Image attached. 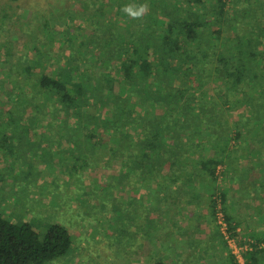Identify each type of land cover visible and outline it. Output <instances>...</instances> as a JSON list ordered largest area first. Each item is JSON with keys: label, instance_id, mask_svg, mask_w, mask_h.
Wrapping results in <instances>:
<instances>
[{"label": "rangeland", "instance_id": "374dc122", "mask_svg": "<svg viewBox=\"0 0 264 264\" xmlns=\"http://www.w3.org/2000/svg\"><path fill=\"white\" fill-rule=\"evenodd\" d=\"M139 1L0 0V216L18 224L27 222L37 231H44L54 223L68 228L74 240L72 252L66 257V263L62 260L52 264H155V257L159 255L165 257L168 264H226L225 245L244 264L241 245L243 249H251L250 243L264 247V187L260 185L264 179V120L255 118L256 107L249 112L239 103L240 95H225V84L206 85L209 91L205 99L213 98L222 105L219 112L227 119L225 134L228 138L220 141L223 144L227 141L229 157L216 168L215 189L228 195L229 213L238 223L240 239L237 240L243 243L239 245L234 239L228 241L219 200L218 212L211 215L209 211L206 195L215 186L197 183L195 189L201 195L190 198L187 193L194 185L187 183L182 184L179 198L168 202L171 209L165 201H158L159 209L166 211L160 222L169 239L166 249L154 247L148 253L142 252L140 246L145 239L136 237L131 241L128 235L131 222L120 208L115 209L116 201L133 210L131 213L145 212L147 204H151L147 188L132 187L134 175L130 179L126 177L124 184L117 181L120 166L125 169L129 163L128 157L120 154L111 158L112 150L118 148L120 142L117 134L109 129L107 133L103 131L101 142L87 140V129L60 123L65 109L58 108L54 99L47 97L46 90L41 92L28 79V72L33 77L38 76L44 67L52 71L65 70L71 81L80 78L73 57L80 63L87 62V58L96 61L97 51L94 54L92 50L98 48L108 27L117 33L135 31L142 19H132L122 9L127 4L139 5ZM261 3L264 4V0L239 1L234 7L246 9L250 22L257 20L264 30ZM251 24L254 22L244 25L248 28ZM237 32L232 27L227 29L226 36L234 37ZM91 35L95 40L85 43ZM258 48V64L264 68V45ZM48 63L54 64V68ZM87 64H83L84 69L93 73ZM108 66V63L100 65L104 71L95 72L90 80L95 93L104 94L97 83L106 76ZM114 74L116 80L121 81L115 87L116 93L126 95L131 83L121 79L118 72ZM248 89L253 95L259 93L257 102L264 103L261 89ZM227 99V104H223ZM133 102L136 107L132 110L140 114L141 119L162 114L167 109L165 104H156L150 99L146 102L133 99ZM100 106L93 97L87 105L81 102L77 107L93 115L102 113L100 118L109 119L113 103L104 109ZM258 110L264 118L263 106H258ZM244 111L245 116L239 117ZM46 114L53 116L47 118ZM136 126L138 124L126 129L132 139L138 137ZM182 136L183 143L190 142L192 146L185 166L191 171L196 163L207 159L209 151L194 147L196 135L191 139ZM164 140L167 145L172 143L169 137ZM124 185H127L126 190L121 189ZM152 188L158 190L159 185L154 183ZM149 216L157 217L158 212H150ZM139 218L141 224L144 217ZM116 224L122 227L123 237H117ZM191 230L195 234L192 235ZM218 232L223 239H218Z\"/></svg>", "mask_w": 264, "mask_h": 264}, {"label": "trees", "instance_id": "16d2710c", "mask_svg": "<svg viewBox=\"0 0 264 264\" xmlns=\"http://www.w3.org/2000/svg\"><path fill=\"white\" fill-rule=\"evenodd\" d=\"M239 1L249 2L140 0L139 4L149 5V11L138 21L135 31L131 33L128 29L125 33H117L108 27L98 48L92 50L94 54L97 51L96 61L91 62L87 58V62L80 63L73 57L80 78L71 81L65 70L52 71L45 67V71H41L38 76L33 77L28 72L29 81H33L31 83L38 86L41 92L46 90L47 97L53 98L58 108L65 109L60 123L77 124L81 129H87V140L99 139L101 142L103 131L107 133L109 129L119 137L118 148L112 150L111 158L120 154L122 157L127 156L129 163L125 169L120 166L117 181L124 184L126 177L130 179L134 175L132 187L136 190L140 187L147 188L151 202L147 204L145 212L138 210V213H131L133 210L126 208L121 201L115 202V209L120 208V212L125 213L131 222V232L128 234L132 237L131 241L136 237L145 239L140 242L142 252L149 253L154 247L161 250L167 248L169 235L164 233L166 228L160 222L166 211L159 209L158 201H165L166 206L171 209V203L168 202L179 198L182 184L187 183L195 186L189 189L187 197L198 198L201 194L195 189L196 184L215 186L216 168L229 157L227 141L226 144L220 141L224 137L228 138L225 134L227 119L219 112L222 105L217 104L213 98L205 99L206 92L209 91L206 85L225 84V95H240L241 106L249 112L256 107L253 110L255 118L264 120L257 113L258 106H263L264 109V103L257 102L259 93L253 95L248 89H261L264 97V68L258 64V47L264 45V30L254 19V24L248 25V28L244 25L252 22L246 9L235 8ZM232 27L238 31L237 34L234 37L226 36L227 29L231 30ZM91 40H95L92 35L85 39V43L88 44ZM102 55L103 58L100 59ZM107 63L110 67L106 68V76L97 83L104 94L95 93L90 80L95 72H103L100 65ZM83 64L90 66L93 73L85 70L86 66ZM50 65L52 68L55 66L48 63ZM115 71L120 74L121 79L131 83L126 95H118L115 91V87L121 83L116 80ZM84 72L88 74H81ZM216 92H219L217 87ZM93 97L102 109L110 102L113 103L114 109H111L112 116L109 119L100 118L102 113L101 116L93 115L87 109L82 112L77 107L81 102L87 105ZM133 99L143 102L150 99L156 104H165L167 109L162 114L141 119V115L132 110L136 107ZM228 101L229 99L223 104ZM245 113L244 111L239 117H244ZM52 116L46 114L47 118ZM135 124H138V137L132 139L126 129ZM204 132L207 134L204 135ZM182 135L189 139L196 135L197 142L194 141V147H203L209 151L207 159L196 163L191 171L186 170L185 166L188 164L187 156L192 146L188 144L190 142L187 145L183 143ZM165 137H169L172 143H164ZM257 156L260 157L261 154L257 153ZM127 166L130 167L129 170ZM154 183L159 185L158 190L152 188ZM260 185L264 187V179L260 181ZM216 187L206 195L209 211L211 215L218 212L219 200L226 233L241 245L243 242L237 240L240 239L237 237L238 223L229 213L228 195L215 189ZM123 188L126 190L127 185L121 189ZM150 212H158V216L151 218ZM139 217H144L141 224ZM115 231L117 237L124 236L120 225L116 226ZM191 233L195 234L194 230ZM192 237L197 239L196 236ZM218 239H223L221 233L218 234ZM73 245L71 232L58 223L49 225L44 231H37L27 222L18 224L0 216V264H52L62 260L66 263V257L72 252ZM250 246L251 249H243L241 245L244 264H264V247L252 243ZM225 250L226 264H241L239 257L226 245ZM154 262L168 264L165 257L160 255L155 257Z\"/></svg>", "mask_w": 264, "mask_h": 264}, {"label": "clouds", "instance_id": "9594fccd", "mask_svg": "<svg viewBox=\"0 0 264 264\" xmlns=\"http://www.w3.org/2000/svg\"><path fill=\"white\" fill-rule=\"evenodd\" d=\"M122 11L132 19H143L149 11V5L147 3L139 5L127 4L123 7Z\"/></svg>", "mask_w": 264, "mask_h": 264}, {"label": "built area", "instance_id": "2783aa9c", "mask_svg": "<svg viewBox=\"0 0 264 264\" xmlns=\"http://www.w3.org/2000/svg\"><path fill=\"white\" fill-rule=\"evenodd\" d=\"M221 219H222V221H223V223H224V225H225V228H226V224H225V222H224V220H223V218L221 217ZM227 238H228V235L226 236ZM228 241H233V239L231 240L230 238H228ZM240 260V259H239Z\"/></svg>", "mask_w": 264, "mask_h": 264}]
</instances>
